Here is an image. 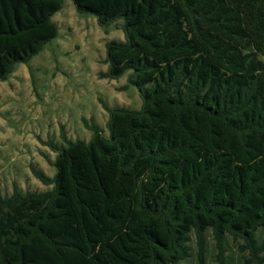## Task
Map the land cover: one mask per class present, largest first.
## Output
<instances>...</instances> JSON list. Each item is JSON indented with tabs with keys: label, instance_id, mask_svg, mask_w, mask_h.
I'll list each match as a JSON object with an SVG mask.
<instances>
[{
	"label": "trees",
	"instance_id": "trees-1",
	"mask_svg": "<svg viewBox=\"0 0 264 264\" xmlns=\"http://www.w3.org/2000/svg\"><path fill=\"white\" fill-rule=\"evenodd\" d=\"M105 42L101 78L136 87L139 108L108 106L106 133L60 125L43 191L0 192V264H182L207 237L217 264H264V0H72ZM62 0H0V81L56 37Z\"/></svg>",
	"mask_w": 264,
	"mask_h": 264
},
{
	"label": "rangeland",
	"instance_id": "rangeland-1",
	"mask_svg": "<svg viewBox=\"0 0 264 264\" xmlns=\"http://www.w3.org/2000/svg\"><path fill=\"white\" fill-rule=\"evenodd\" d=\"M58 34L46 42L28 64L17 63L0 81V192L9 195L14 186L21 191H43L30 165L52 176L55 152L46 140L60 143V125L71 139L87 141L91 136L82 118L93 120L106 133L108 106L139 108L142 99L135 86L127 85V73L118 79L101 78L107 69L105 42L123 39L122 19L101 27L90 13L76 11L72 0L52 15ZM205 264H217L215 248L206 231ZM242 241L226 238L227 256L232 264H246ZM191 255L182 264H199L194 238Z\"/></svg>",
	"mask_w": 264,
	"mask_h": 264
}]
</instances>
